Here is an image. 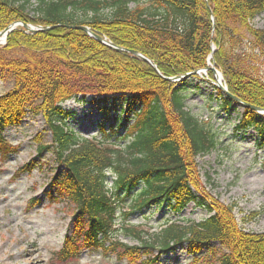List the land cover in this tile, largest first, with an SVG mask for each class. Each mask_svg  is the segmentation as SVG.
I'll use <instances>...</instances> for the list:
<instances>
[{
    "label": "trees",
    "instance_id": "obj_1",
    "mask_svg": "<svg viewBox=\"0 0 264 264\" xmlns=\"http://www.w3.org/2000/svg\"><path fill=\"white\" fill-rule=\"evenodd\" d=\"M131 1L0 0V32L16 22L54 27L34 34L16 28L0 47V80L12 83L0 95V160L17 150L4 131L29 114L41 116L51 143L38 137L36 157L50 152L57 165L47 197L66 202L72 212L60 261L88 250L127 264H156L159 256L186 246L194 261L208 249L205 259L216 257L215 264H264V232L239 228L232 208L215 204L200 187L194 159L216 147V136L209 122L186 109L184 93L187 81L198 79L184 76L208 69L211 55L228 93L264 110V80L257 66L264 60V29L250 24L264 12V0H148L149 8H130ZM67 26H86L115 46L141 54L159 74ZM178 77L183 79L177 83L164 79ZM212 89L223 113L241 110L234 132L252 130L264 147V116ZM86 95L95 97L89 102L104 122L115 115L117 127L109 126V135L103 125L99 139L80 138L68 128L61 105ZM36 166L33 158L15 177ZM189 204L210 216L201 222L166 221L155 233L127 223L133 213L148 208L166 205L178 214Z\"/></svg>",
    "mask_w": 264,
    "mask_h": 264
},
{
    "label": "rangeland",
    "instance_id": "obj_2",
    "mask_svg": "<svg viewBox=\"0 0 264 264\" xmlns=\"http://www.w3.org/2000/svg\"><path fill=\"white\" fill-rule=\"evenodd\" d=\"M137 5L147 8L150 6L148 0H133L129 6L133 8ZM33 8L34 5L29 7V16L33 15ZM250 24L254 28L264 29V12L256 16ZM5 43L6 40L2 41L0 47ZM214 49L211 44L210 50ZM207 66L212 65L207 61ZM257 66L260 77L264 80V60ZM208 80V72L203 71L198 79L187 81V89L184 92L186 109L202 122H209L216 136V147L194 159L197 180L215 204L232 208L234 220L239 228L245 232L262 233L264 147L258 146L252 130L245 133L234 132L241 110L237 108L236 112L229 114L219 110V102L216 101V93L212 89L214 78L210 80L211 83ZM222 85L225 86L223 77ZM11 87L10 81L0 80V95ZM94 99V96H88L83 100L78 98L61 105L69 116L65 121L68 128L83 139H91L93 136L101 138L100 125H103L106 135H109V126L117 127L112 118L115 115H110V120L104 122L102 114L89 102ZM123 133L121 130L112 135L110 141ZM3 137L17 150L0 160V264H127L124 259L117 260L112 255L104 257L99 251L88 250H82L74 259L65 262L59 260L58 252L64 238L72 229L71 206L47 197L50 179L57 167L53 154L45 152L39 159L36 157L37 138L39 137L43 144L49 145L51 135L41 116L29 114L18 126L7 128ZM33 158H36L38 166L29 173L15 177L17 170ZM108 176L111 183L112 178L110 174ZM128 204L129 200L123 209ZM209 216L204 209L194 204H189L178 214L163 205L133 213L127 223L148 233H155L166 221L201 222ZM118 239L127 245H135V242L121 235ZM31 247L38 249L39 258L29 262L26 261L25 252ZM209 247H216L219 251L218 244ZM207 250L204 249L197 256L199 259L194 261L186 246L177 247L172 253L159 256L156 264H215L216 257L205 259Z\"/></svg>",
    "mask_w": 264,
    "mask_h": 264
},
{
    "label": "water",
    "instance_id": "obj_3",
    "mask_svg": "<svg viewBox=\"0 0 264 264\" xmlns=\"http://www.w3.org/2000/svg\"><path fill=\"white\" fill-rule=\"evenodd\" d=\"M16 27H22L25 31L30 32V33L45 32V31H48V30L54 28V27H51V28H49V27H35V28H33L30 25L17 22V23H14V24L6 27L4 30H2L0 32V43H1V41H4L6 39V37H7V35L9 33H11ZM67 28H69V29H75V30H80V31L86 33L90 38L94 39L99 44H101V45H103V46H105V47H107V48H109V49H111V50H113L115 52L128 53V54H130V55H132V56H134V57L142 60L144 63L150 65L155 70V72L158 73L155 65L150 60H148L146 57L142 56L141 54H139V53H137L135 51H131V50H127V49H124V48L115 46L110 41H108L106 38L101 37L100 35L93 33L86 26H76V27L67 26ZM209 70L213 74V78L215 80L214 85H215V87L220 92H222L224 95H226L227 97H229L238 106H240L242 108H248V109H250V110L258 113L259 115L264 116V110L263 109L258 108V107H255V106H252V105H249V104H247L245 102L240 101L236 97L230 95L228 93V91H227L226 86H223L222 83L218 82V80H217V77H221V79H222L221 74H219L218 71L213 66L210 67ZM191 75H199V72H193V73L187 74L185 76H191ZM164 79L166 81H168V82H176V81L180 80L181 78H164Z\"/></svg>",
    "mask_w": 264,
    "mask_h": 264
},
{
    "label": "bare ground",
    "instance_id": "obj_4",
    "mask_svg": "<svg viewBox=\"0 0 264 264\" xmlns=\"http://www.w3.org/2000/svg\"><path fill=\"white\" fill-rule=\"evenodd\" d=\"M217 80L218 82L222 83L221 77H217ZM25 256H26V261L32 262L34 259L37 260L39 258L38 249L31 247L29 250L25 252Z\"/></svg>",
    "mask_w": 264,
    "mask_h": 264
}]
</instances>
